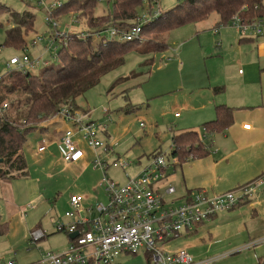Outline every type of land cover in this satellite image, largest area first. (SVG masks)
Returning <instances> with one entry per match:
<instances>
[{
    "label": "rangeland",
    "instance_id": "obj_1",
    "mask_svg": "<svg viewBox=\"0 0 264 264\" xmlns=\"http://www.w3.org/2000/svg\"><path fill=\"white\" fill-rule=\"evenodd\" d=\"M46 1L60 5L67 0ZM177 2L178 0H157L153 10H167ZM0 4L5 5L11 12L21 13L30 10L34 14L33 30L26 33L25 53L21 48L4 45L6 30L12 25V20L6 13L0 17V72L5 71V64L12 55L21 57L27 54L32 60L39 59L37 66L30 69L32 73H39L43 69L45 60L53 64L57 62L53 48L58 45L59 37L54 36L56 39L54 46L48 42V39L53 37L54 30L59 35L84 33L86 30L82 17L80 16L78 20L74 14L53 18L52 23L55 27L52 23L48 24L45 20L47 15L45 7L31 0H0ZM111 8V2L97 0L94 12L101 15L108 13ZM139 12V15L146 13H142L141 10ZM216 15L212 12L205 19L194 23L198 26L211 25ZM225 26L231 27L232 20H229ZM173 32L174 30L171 29L164 33H148L143 38L152 39L157 42L156 45L163 46L164 42L173 41ZM38 37L41 41H37ZM108 37L106 34V38ZM179 39L183 40L180 37ZM33 40L36 44H32ZM172 46L173 44L171 48ZM138 47H142V43ZM163 50L147 54L137 49L128 50L122 65L104 74L97 84L76 99L80 112L89 111V120L99 126L106 124L108 137L98 127V138L106 142H116L115 151L132 162L123 169L111 167L107 170L108 178L121 183L125 181L126 174L134 175L147 165L151 154L162 153L165 159H172V129L177 128L185 117L184 104L190 97L189 91L200 88L195 84L196 74L188 79V84L182 85L180 78H185V74L179 75V69L176 72H165L164 66L171 60V57L169 58L171 54L168 50ZM126 107L134 109L125 112ZM103 109H107L109 118L106 119ZM53 119H56L53 115L46 118L26 136L22 153L28 176L10 179L4 183L0 181V215L2 219L8 221V230L0 235V264L10 260L16 264H29L39 261L47 251L57 254L64 252L67 249V234L64 231H56L55 226L57 223L68 224L74 220L73 216H65L66 211H72L69 204L72 195L82 198V209L107 201L104 188L99 184L102 174L99 170L92 169L90 158L87 159L88 165L84 168L64 163L58 147L53 143L49 145L53 139L49 140V137L40 132L42 131L40 127L44 124L47 127L48 122ZM199 127L201 128L200 125ZM42 143L47 144L48 148L44 152H37L38 146ZM82 148L86 154L89 152L84 143ZM137 159L140 160V164H137ZM191 162V160L185 162L182 170L180 166L174 165L176 168L172 173L157 185L165 187L169 183L177 194L181 193L184 188L183 180H191L198 172V161ZM191 183L194 185L193 182ZM10 186L11 190H9ZM3 187L7 191L6 195L11 194L13 197L12 204L18 207L15 215L9 211V207L3 201L1 194ZM32 190H36V194L30 196L29 192ZM248 202L252 203L255 209L244 206L238 214H234V218L214 220L216 222L211 224L202 222L196 226L198 232L193 235H183L185 233L183 230L182 236L169 240L165 249L172 252L185 249L195 261L216 257L208 264H256L254 251L246 250L243 246L250 239L258 240V237H264V184L254 188ZM93 212L94 215L89 213L92 217L97 215L94 210ZM222 212H218L219 218ZM21 219H24L23 222ZM207 226L211 228V237H219L220 243L212 245L209 242L210 233L206 231ZM33 228L45 231V236L36 243L31 240ZM113 263L152 264L144 250L140 249L135 253H120L114 258Z\"/></svg>",
    "mask_w": 264,
    "mask_h": 264
},
{
    "label": "built area",
    "instance_id": "obj_2",
    "mask_svg": "<svg viewBox=\"0 0 264 264\" xmlns=\"http://www.w3.org/2000/svg\"><path fill=\"white\" fill-rule=\"evenodd\" d=\"M31 1L45 7L47 13L45 20L51 24L53 19L50 16L51 12L59 5L48 3L46 0ZM143 2L146 6L153 8L157 0ZM159 12L153 10L151 13L139 15L128 31L109 28L91 33L85 30L79 35L101 40L108 34L109 39L121 42L141 39L140 26ZM230 20H232V27L241 36H256L262 33L264 18L244 22L237 14H234ZM52 26L55 27V24L52 23ZM54 36L63 37L65 40L67 34L59 35L54 30L53 37L48 39L52 46L56 40ZM37 41H41V38L38 37ZM32 44H36L35 40ZM25 51L26 47L23 49L24 53ZM38 60H32L27 54L21 57L12 56L5 64V71L32 69L37 66ZM45 63L46 61L43 62ZM2 76L3 72H0V84L3 80ZM6 108V103L1 104L0 112ZM88 116V112H80L66 105L61 106L53 114L54 118H61L70 124L58 141V150L63 162L72 164L86 156L82 143L86 145L93 154L92 168L99 170L102 174L99 184L104 188L107 201L97 203L95 205L97 215L90 218L81 212L82 198L72 195L69 198L72 211H66L65 216H73L74 220L68 224L57 223L55 227L56 231H64L67 235L77 232V236L70 239L64 252L60 254L45 252L38 264H112L114 258L120 253H135L138 249L144 250L152 264H208L214 261V258L195 261L185 249L172 252L166 250L165 245L169 240L180 236L181 231L188 232L200 223L211 219L218 212L232 209L244 200H249L254 188L264 184V172L249 182L223 193L208 194L203 189L192 190L184 201L175 204L164 197V194H174L175 188L168 185L161 194L158 192L157 183L166 177L168 169L177 163V159L172 156V159L168 160L162 153L154 154L151 155L150 162L134 175L126 174L123 183L108 178V168L123 169L130 166L132 162L121 156L108 160V156L114 152L113 145L98 138L100 126L89 120ZM243 127L249 128L250 125ZM100 128L105 130L104 127ZM46 146L44 143L40 144L37 148L38 152L44 151ZM44 236L45 231L40 228L31 230V240L35 243ZM256 242L259 240L253 241L251 245L253 246ZM3 264L16 263L10 260Z\"/></svg>",
    "mask_w": 264,
    "mask_h": 264
},
{
    "label": "trees",
    "instance_id": "obj_3",
    "mask_svg": "<svg viewBox=\"0 0 264 264\" xmlns=\"http://www.w3.org/2000/svg\"><path fill=\"white\" fill-rule=\"evenodd\" d=\"M143 1L107 0L112 3L111 10L98 15L94 12L97 0H67L57 6L50 16L55 19L64 14L81 16L90 33L109 28L128 31L140 10L142 13L153 11ZM212 12L218 15L219 24H226L234 14L248 22L264 18V5L263 0H178L175 6L160 11L140 26L141 39L121 42L105 37L94 40L91 36L67 33L66 39L60 37L58 45L53 48L56 63L45 60L39 73H32L30 69L4 71L0 84V105L6 103L7 108L0 112V179L28 174L22 148L30 130L55 114L61 106L78 109L76 99L97 84L104 74L122 65L128 50L137 49L147 54L166 47L165 42L161 46L152 39L145 40L148 33H164L205 19ZM4 13L12 20V25L6 30L4 45L24 49L26 33L33 30L34 14L30 10L11 12L0 4V17ZM141 43L142 47H138ZM133 109L126 107L124 111ZM215 109V120L202 124L205 135L221 132L231 124V108L219 105ZM171 140V155L177 159L176 164L201 157L207 152L196 131L172 135ZM5 230L6 226L0 223V234Z\"/></svg>",
    "mask_w": 264,
    "mask_h": 264
},
{
    "label": "crops",
    "instance_id": "obj_4",
    "mask_svg": "<svg viewBox=\"0 0 264 264\" xmlns=\"http://www.w3.org/2000/svg\"><path fill=\"white\" fill-rule=\"evenodd\" d=\"M218 21L219 17L216 15L213 18V23L208 26L189 23L173 29V41L165 42L166 47L163 50H168V53L171 54L169 56L171 60L164 66L165 72H176L179 69V75L185 74V78H180L182 85L188 84V79L196 74L195 84L200 87L198 90L189 91L190 97L184 104V108H186L185 117L180 121L177 128L172 129L171 137L183 132L196 131L202 138L207 150L206 154L201 157L188 159L192 162L198 161V172L191 180H183V191L179 194L176 190L172 195L164 194L165 199L171 200L175 204L184 201L189 190L203 189L208 194L223 193L235 188V186L249 182L264 172V25L260 35L241 36L232 26L219 24ZM179 37L183 40H180ZM171 44H173L172 48ZM178 49L182 50L176 51ZM219 105L231 108V124L221 132L205 135L202 124L215 120V108ZM85 112L90 114L88 110ZM103 114H105L106 119L110 117L107 109H103ZM174 116L177 117V114L174 113ZM247 124L250 127L244 128L243 126ZM69 126L70 124L61 118H56L48 122L47 127L45 124L41 126L42 131L40 132L44 133L47 138L49 137V140L53 139L49 145L53 143L58 147V141L63 130ZM100 127L105 128L102 132L108 137L106 124L100 125ZM109 143L113 145L114 152L108 156V160H112L120 154L114 149L117 143ZM88 151L84 158L72 164L77 168L86 167L88 165L86 164L87 159L90 158V162L93 159L92 152L89 149ZM185 162L176 165L180 166V170H182ZM137 164H140L138 159ZM190 164L188 165L190 166ZM175 168L176 166H173L168 169L166 178ZM27 176L28 174L16 178H26ZM0 181L4 183L10 179H0ZM191 182L194 185H191ZM168 185L171 184L168 183L165 187L157 185L158 192L163 194ZM9 190H11V186ZM6 192L5 187H3L1 190L3 201L9 207V211L15 215L18 207L12 204L14 199L11 194L6 195ZM29 194L30 196L35 195L36 190L30 191ZM248 201H243L236 207L223 211L220 214L221 218L218 217L219 213H217L211 219L206 220V223L211 224L216 222L214 220L234 218V214H238V211L244 206L255 209V206ZM84 208H81L83 215L86 214V217H92L89 213L94 215L95 206ZM3 209L5 210L4 207ZM24 219H21L22 222ZM0 223L6 226L4 231L6 232L8 221L2 219L1 215ZM197 228L194 227L193 230L185 232L183 235H193L198 232ZM206 231L210 233L209 242L212 245L221 242L219 237H211L210 226L206 227ZM67 238L68 246L69 235ZM263 239V236L258 237L259 242L253 246L251 243L255 239H250L243 246L246 250L254 251L256 264H262L264 258V241H261ZM37 262L38 260L29 264H36Z\"/></svg>",
    "mask_w": 264,
    "mask_h": 264
},
{
    "label": "water",
    "instance_id": "obj_5",
    "mask_svg": "<svg viewBox=\"0 0 264 264\" xmlns=\"http://www.w3.org/2000/svg\"><path fill=\"white\" fill-rule=\"evenodd\" d=\"M0 161H1V159H0ZM76 236H77V232H73V233L69 234V238H70V239H73V238H75Z\"/></svg>",
    "mask_w": 264,
    "mask_h": 264
}]
</instances>
